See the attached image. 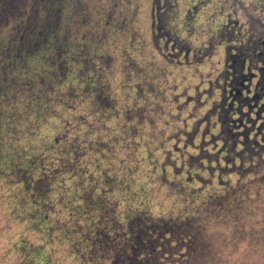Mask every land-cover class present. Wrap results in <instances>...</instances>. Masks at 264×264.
<instances>
[{
  "label": "rangeland",
  "instance_id": "rangeland-1",
  "mask_svg": "<svg viewBox=\"0 0 264 264\" xmlns=\"http://www.w3.org/2000/svg\"><path fill=\"white\" fill-rule=\"evenodd\" d=\"M63 3L65 105L0 29V264H264V157L221 136L235 73L264 77V0Z\"/></svg>",
  "mask_w": 264,
  "mask_h": 264
},
{
  "label": "trees",
  "instance_id": "trees-1",
  "mask_svg": "<svg viewBox=\"0 0 264 264\" xmlns=\"http://www.w3.org/2000/svg\"><path fill=\"white\" fill-rule=\"evenodd\" d=\"M63 1L64 0H0V29L7 27L10 30L8 41L2 46L3 53L6 56L5 60H9L10 64L12 63L17 66V63L27 60L28 57L37 58L38 56H42L41 62L44 66V70L38 80V89L44 87L45 89L43 90L48 91L51 95V100L53 102L58 101L61 105L67 103V100L63 96L67 93V90L65 91L63 89L65 81H63L61 86L59 82L55 84L53 77L59 74L60 68L67 67L66 61L69 62L71 60L72 63L77 61L75 59L77 58L75 56L76 49H72L69 45L70 36L68 33H63ZM250 46V43L241 46L243 56L239 51L240 49L235 53V55L240 57V62L241 60L242 62L248 61L247 50H249L248 48H250ZM258 53H261V51L256 54ZM251 77L253 76H249L248 72L242 70L240 74L235 73L234 78H232L234 83L230 87L228 92L229 99L225 104V109L228 111L230 120H228V118L225 120V127L221 136L234 149H237L238 145L242 144L245 156L251 154L254 157L258 154L264 157V77L260 81L261 84H256L255 87L250 83L254 79V77ZM49 80L53 82L48 83ZM34 82L35 81L29 80L28 84H23L22 81H19L21 87H24L21 90L29 91L30 88H28V86ZM10 84L12 83L10 82L9 85ZM35 84L36 82L34 83V87ZM47 85H49V87ZM72 92L76 93L75 95L79 94V90L76 91L72 89ZM38 98H40V100H36L38 104L37 108H46L48 103L45 99H42V94ZM42 102H46V104L42 105ZM237 107H240V109L237 110ZM237 114H239V117H236ZM236 131L239 133V139L236 138L237 135L233 134ZM55 142L61 144V146L63 145L60 136H56ZM82 143L83 141L78 139H71L65 146L63 145L65 147L64 150H66L64 154H67V158H69L65 160L67 167H72L74 170L77 169V172L79 171L78 169L83 167V164H81L79 158L75 160V152L83 148ZM80 156L79 154V157ZM85 177L90 179L88 175ZM116 181L117 178H114L111 183H115ZM97 191L98 190H96V192ZM78 195L79 194L75 197H78ZM80 196L82 197V195ZM104 196H106V194ZM103 200L106 201V199ZM95 203L99 202L95 201ZM189 225L190 224H187L186 226ZM164 227L170 228L164 233L166 235L170 231H172V233L180 232L178 237L184 239L188 233V230L187 232L176 231V226L174 224L173 226L164 224ZM150 232L151 231H149V233ZM140 245L151 246L153 253L154 250L158 249L154 237H150L147 240L138 237L134 242V246L138 248Z\"/></svg>",
  "mask_w": 264,
  "mask_h": 264
}]
</instances>
